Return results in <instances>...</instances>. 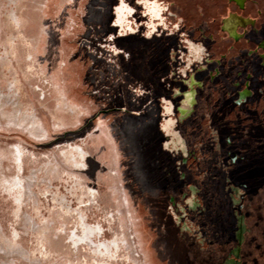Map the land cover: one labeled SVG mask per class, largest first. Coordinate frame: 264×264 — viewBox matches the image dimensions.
<instances>
[{"label":"rangeland","instance_id":"obj_1","mask_svg":"<svg viewBox=\"0 0 264 264\" xmlns=\"http://www.w3.org/2000/svg\"><path fill=\"white\" fill-rule=\"evenodd\" d=\"M125 1L0 0V264H264V0Z\"/></svg>","mask_w":264,"mask_h":264},{"label":"flooded vegetation","instance_id":"obj_2","mask_svg":"<svg viewBox=\"0 0 264 264\" xmlns=\"http://www.w3.org/2000/svg\"><path fill=\"white\" fill-rule=\"evenodd\" d=\"M246 0H236L238 4L244 5ZM143 3L145 4V7L147 8L148 14L150 16V25L155 28L156 27V20H163L164 16V9L166 8V4L160 3L158 0H144ZM133 8L129 6L125 0H120V2L115 7V19L113 26H116L120 29L122 35L127 30H133L135 31V27L133 24V21L130 20V16L132 14ZM223 23V29L228 33V35L231 38L234 39H241L244 35V32L240 30L241 28L248 27L250 24L254 22L252 18L244 17L241 14L237 12H231L228 16L224 18L222 21ZM121 35V34H120ZM118 35V36H120ZM137 39V41L141 42V37H134ZM190 44V52L193 54L196 58H201L202 52H203V46L200 44H197L193 42L192 40H189ZM262 47H264V41L262 42ZM190 87L186 89L183 93L181 91L178 92V94H182L184 96V99L179 106L178 111L181 114V118L187 117L191 114L195 104L197 103L196 98V87L195 84H197L196 78L193 76L189 80ZM250 90L245 89L244 91H241V97L240 99H247L248 96H250ZM167 112L172 113L173 112V106L170 103L167 105ZM175 125V119L170 117L166 119V122L163 124L164 129L166 132L171 135V140L169 141L168 145L170 143H173L174 145H181L184 148V140L180 133L174 129Z\"/></svg>","mask_w":264,"mask_h":264},{"label":"crops","instance_id":"obj_3","mask_svg":"<svg viewBox=\"0 0 264 264\" xmlns=\"http://www.w3.org/2000/svg\"><path fill=\"white\" fill-rule=\"evenodd\" d=\"M232 1H234V2H236V0H232ZM250 2H253V3H257V1L256 0H246L245 1V3H244V5H240V4H238V7L241 9V10H245V9H247V7H249L250 6ZM261 7H263V6H261ZM260 8V7H259ZM241 12V15L242 16H244V17H248V18H252L253 20L255 19V17L253 16V15H250V14H246V13H244V12ZM259 13H260V10H257ZM231 12H233V11H230V12H228V14H226V15H229ZM237 13H240V12H237ZM226 16H224L223 18H225ZM223 23V22H222ZM241 100V99H240ZM239 100V101H240Z\"/></svg>","mask_w":264,"mask_h":264}]
</instances>
